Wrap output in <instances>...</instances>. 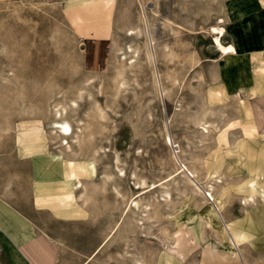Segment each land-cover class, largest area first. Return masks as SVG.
<instances>
[{
    "label": "rangeland",
    "instance_id": "obj_1",
    "mask_svg": "<svg viewBox=\"0 0 264 264\" xmlns=\"http://www.w3.org/2000/svg\"><path fill=\"white\" fill-rule=\"evenodd\" d=\"M153 4L152 11L151 4L136 0L131 12L124 5L108 48L97 52L103 66L92 60L96 51L90 37L77 33L56 5L41 0L0 8V161L12 154L18 134L39 127L49 151L68 156L73 164L93 163L88 193L93 197L89 210L96 219L90 221V232L103 240L95 243L89 264L136 260L159 264L163 251L178 264H244L238 247L234 246L237 253L225 250L226 241L205 218L207 205L180 175L195 171L202 189L211 185L214 189H207L215 196L229 188L224 209L229 203L233 217L243 213L244 194L229 191L234 180L221 177L218 182L211 177L215 172L208 170L212 153L225 148L214 145L226 143L218 134L227 120L215 113L218 108L207 98L220 3L154 0ZM141 13L144 24L139 22ZM136 26L141 28L139 36L126 34ZM129 44L137 50L134 58ZM94 75L99 84L84 82ZM120 80L126 83L119 84ZM205 110L208 115L202 116ZM53 120L72 126L70 151L60 144L65 135L51 130ZM203 123L210 126L208 139L199 128ZM66 200H75L73 192ZM132 200L139 209L130 212ZM256 204L264 221V199H256ZM261 237L246 246L250 264H264Z\"/></svg>",
    "mask_w": 264,
    "mask_h": 264
},
{
    "label": "crops",
    "instance_id": "obj_2",
    "mask_svg": "<svg viewBox=\"0 0 264 264\" xmlns=\"http://www.w3.org/2000/svg\"><path fill=\"white\" fill-rule=\"evenodd\" d=\"M35 1L41 0H0V8ZM45 1L56 5L77 33L90 37L97 66L104 65L97 52L108 48L124 5L129 12L136 5V0ZM153 1L145 0L152 11ZM211 1L221 6V42L232 45L234 53L223 55L214 47L209 59V90H216L221 100L212 97L215 113L227 122L226 143L214 145L225 148L212 153L208 170L215 172L211 177L234 180L229 191L241 196L238 188L244 180L264 178V0ZM41 136L39 127L21 132L12 154L0 161V264H89L100 240L90 232L96 216L89 210L88 188L82 193L70 183L65 165L70 158L53 157ZM79 179L88 187V177ZM69 191L75 195L73 202L51 199ZM228 204L225 217L242 216L233 217Z\"/></svg>",
    "mask_w": 264,
    "mask_h": 264
},
{
    "label": "bare ground",
    "instance_id": "obj_3",
    "mask_svg": "<svg viewBox=\"0 0 264 264\" xmlns=\"http://www.w3.org/2000/svg\"><path fill=\"white\" fill-rule=\"evenodd\" d=\"M143 7H146V4H143ZM139 19H141V21L139 20V22H141L142 24L145 23L144 18L142 16V13L140 14ZM166 25V24H165ZM213 34L214 36L212 37V43L213 46L216 48V50H218V52H221V54H228V53H234V48L232 47V45H224L221 42L222 37L224 36V29H223V20L222 18L217 19L216 21V25L215 27H213ZM129 36H139L141 34V28L140 26H136L135 28H128L126 31ZM172 32V31H171ZM135 47V46H134ZM128 49L130 50V53L133 54V56H131V58H134V54L137 53L136 49H133V47L129 44ZM165 49V48H164ZM127 50V51H129ZM141 51V50H140ZM146 51V50H145ZM120 54V53H119ZM131 54V55H132ZM124 55V54H123ZM128 54H126L125 56H127ZM147 59H151V55H150V51H147ZM175 56V55H174ZM124 57V56H123ZM130 58V59H131ZM171 58V57H170ZM138 60V58H137ZM120 61V60H119ZM138 63V62H137ZM140 65V64H139ZM136 66V65H135ZM137 67V66H136ZM193 67V66H192ZM117 71V70H116ZM131 71V70H130ZM126 72V70H125ZM129 72V71H128ZM128 72H126L128 74ZM124 75V74H123ZM121 76V75H120ZM128 76V75H127ZM98 77V76H97ZM95 77H86V83H88V85L91 83H94L95 81L99 84V78ZM124 77V76H123ZM122 78V77H121ZM126 78V77H125ZM123 78V79H125ZM101 80V78H100ZM126 80V79H125ZM136 81V80H135ZM134 81V82H135ZM103 82V81H101ZM100 82V84H101ZM119 84H124L126 82L120 80L118 81ZM128 83V82H127ZM84 85V84H83ZM86 85V84H85ZM118 86V85H117ZM125 86V85H124ZM127 86V85H126ZM82 87V85H81ZM85 87V86H84ZM89 87V86H88ZM115 87V86H114ZM92 88V86H91ZM99 88V87H98ZM127 88V87H126ZM214 89H210L208 91V102H212L213 99L212 97H215V99H217V101H221L219 98V94L213 91ZM99 92L101 90H98ZM85 94V92H82ZM81 93V94H82ZM164 93L166 94V88L164 89ZM91 96V95H90ZM206 99V98H205ZM207 101V100H206ZM206 104V103H205ZM209 108V107H208ZM101 109V108H100ZM138 109V108H137ZM99 110V109H97ZM208 110V109H207ZM206 111L205 114H202V116H205L210 110H208V112ZM102 111V109L100 110ZM213 112V111H210ZM209 112V113H210ZM100 113V112H99ZM56 115L60 118L61 114L59 112L56 113ZM103 115V114H102ZM208 115V114H207ZM212 115V114H211ZM102 117V116H101ZM205 119V117H203ZM203 119V120H204ZM201 120V119H200ZM202 120V121H203ZM54 121V120H53ZM198 121V120H196ZM206 121V119H205ZM197 124V122H195ZM80 125V124H79ZM78 125V126H79ZM200 125V127H199ZM198 127L200 128L202 134H206L207 139L209 137V132H211L210 126L208 123H203V124H199ZM234 125V124H233ZM231 125V126H233ZM229 126V125H228ZM51 130L52 131H59L60 133L64 134L65 136L61 138V147H63L64 149H67L68 151L71 150V144L68 141V138L72 135L73 133V128L72 126L67 122V121H54L51 123ZM197 127V126H195ZM215 127V126H214ZM80 128V127H79ZM219 128V127H218ZM83 129V128H82ZM77 131H79L80 133V129H78ZM82 131V130H81ZM216 131V130H215ZM220 131V130H219ZM213 133V132H212ZM211 133V135H212ZM248 134H251L252 132H247ZM246 134V132H245ZM254 134V133H253ZM200 135V134H199ZM206 135H203L204 138ZM247 135V134H246ZM82 136V135H81ZM201 136V135H200ZM214 136V135H213ZM219 138L221 140H223L224 142L226 141V134L224 131H221L219 133ZM166 140L168 141L169 144H171V138L166 135L165 136ZM247 137V136H246ZM250 137V136H249ZM74 138V136H72L70 139L72 140ZM76 138H79L80 141V135H76ZM82 138V137H81ZM245 138V137H244ZM211 139V137H210ZM78 141V143H80ZM63 144V145H62ZM66 150V151H67ZM75 151V150H74ZM96 151L94 152V156H95ZM53 157L57 158V159H61V157L59 155H54ZM93 157V156H92ZM95 159V158H94ZM176 160V159H175ZM115 161V160H114ZM177 162V161H176ZM65 165L68 168V174H67V178L70 181V183H73V186H76L78 188H82L84 189V185H83V181L81 182L79 177L80 176H85V177H89L93 174L94 172V165L93 163L90 162H76V163H71V161H67L65 163ZM122 172V170H119V175ZM117 174V173H116ZM113 175V174H112ZM123 175V173H122ZM183 175V178L185 177L187 179V181L191 184V193L196 194V196H200L201 200H204V204L207 205L206 210H205V218L207 220V222L212 225V229L214 231L217 230V232H219V236L223 237V239L226 241V244H224V246L226 245L227 249L229 253H237L235 247L242 252L243 254V259H244V264H250L247 254L245 252L246 246L247 244H251L252 240L258 236V235H262V237L260 239H262L261 241L264 240V227L262 226V222L259 221L258 219V215H257V204H256V199H264V178H257V177H253V178H248L246 180H244L241 184H239V188L238 191L240 192H244L243 197H241L240 200V204L242 205L243 208V216L242 218L238 221V222H234L232 221V219H227V217H225V209H224V200L227 197V193H228V189L225 188L222 189V193L220 195L215 196L213 194V191L211 192L210 190L212 189H207V188H213L211 185H205V190L209 191V195L206 194V191H204L201 187V185L198 183L197 181V173L194 171L192 174H180ZM107 176V175H105ZM111 176V175H109ZM108 176V177H109ZM194 176V177H193ZM244 177V176H243ZM106 178V177H105ZM104 178V179H105ZM114 178V177H113ZM116 178V177H115ZM119 178V177H117ZM116 178V179H117ZM122 178V176L120 175V179ZM246 178V177H245ZM107 179V178H106ZM241 179V177H240ZM108 180V179H107ZM115 180V179H114ZM218 182H221L220 178H217ZM223 180V179H222ZM109 181V180H108ZM107 181V182H108ZM89 182H91L89 180ZM106 182V183H107ZM110 182V181H109ZM113 184V182H111ZM115 183V182H114ZM213 183V182H212ZM93 184V183H92ZM116 184V183H115ZM188 184V183H187ZM202 184V183H201ZM214 184V183H213ZM222 184V183H221ZM87 186V185H86ZM103 186V184H102ZM106 186V185H105ZM104 186V187H105ZM116 186V185H115ZM118 186V184H117ZM232 186V185H231ZM101 187V186H100ZM103 187V188H104ZM224 187V186H223ZM88 188V187H87ZM117 188V187H116ZM77 189V188H76ZM97 189V188H96ZM114 189V188H113ZM214 189V188H213ZM227 190V192H226ZM86 191V190H85ZM89 191V190H87ZM72 191H69L63 195L60 196H55L52 197V200H59L61 202H65L68 203L69 201L66 200V198H69L71 196ZM84 193V191L82 192ZM91 193V192H90ZM116 193V192H115ZM87 194V193H86ZM89 194V193H88ZM87 194V197H88ZM117 194V193H116ZM121 193L119 192L118 195H120ZM167 194V193H166ZM90 196V195H89ZM86 197V195H85ZM84 197V198H85ZM166 197V196H165ZM90 198H93L92 196ZM89 198V199H90ZM169 198V197H168ZM88 199V198H86ZM50 200V199H49ZM211 200V201H210ZM55 202V201H54ZM134 203V204H133ZM213 203V204H212ZM133 204V206H132ZM213 206H212V205ZM260 207V206H259ZM147 208V207H144ZM135 209H139V204L137 202H135L134 200L130 201L129 206H128V210L130 212H133ZM148 210V209H146ZM193 213V212H192ZM180 220V219H179ZM238 220V219H236ZM264 224V223H263ZM235 246V247H234ZM173 248V247H172ZM217 249V248H216ZM206 250V249H205ZM213 250V249H212ZM173 252V251H172ZM174 253V252H173ZM209 253V252H208ZM185 258V257H184ZM241 260V259H240ZM178 260L171 254H168L166 252H161L160 257H159V264H178L177 262ZM180 262V261H179ZM135 264H140L138 260L135 261ZM202 264V263H201Z\"/></svg>",
    "mask_w": 264,
    "mask_h": 264
}]
</instances>
